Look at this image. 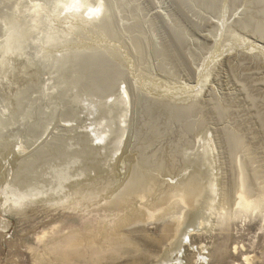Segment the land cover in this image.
<instances>
[{
    "label": "rangeland",
    "instance_id": "rangeland-1",
    "mask_svg": "<svg viewBox=\"0 0 264 264\" xmlns=\"http://www.w3.org/2000/svg\"><path fill=\"white\" fill-rule=\"evenodd\" d=\"M177 1L198 27L181 20L184 14L176 12ZM181 1L105 0L115 18L111 21L123 34L122 39L113 37L109 46L87 20L76 29V22L66 24L52 10L48 12L50 8L39 17L32 13L31 26L21 32V51L26 56L21 62L26 60L32 70L19 73L20 77L29 73V78L19 79L22 82L17 78L6 82L17 112L11 123L0 122V145L10 144V152L0 156V264H130L134 260L140 264H264V0H225L216 11L197 0ZM134 21L141 24L138 39L126 29ZM177 31L184 41L180 48L172 43ZM167 43L172 44L168 53L156 56L155 48L167 49ZM136 45L143 46L144 57H139ZM98 54H105L108 63L114 62L124 72L112 91L93 86L97 62L103 59ZM124 88L129 91L128 102L119 94ZM137 93L151 105L193 107L191 126L167 119L173 115L162 113L163 107L154 109L153 117L142 115L143 107L135 104ZM230 133L241 137L243 147L231 149ZM144 159L153 163L151 173L157 183H153L155 194L144 200L150 202L145 219L124 226L121 243L111 242L118 237L99 239L98 214L104 213L100 208L104 210L113 192L124 188ZM196 173L204 187L198 200L191 206L175 200L156 210L157 194ZM25 174L30 183L24 198L7 194L20 189L17 184ZM243 176L248 198L254 201L249 209L237 201ZM5 197L8 200L2 202ZM139 198L134 199L135 206ZM190 225L195 229L178 248ZM99 248L104 250L93 255Z\"/></svg>",
    "mask_w": 264,
    "mask_h": 264
},
{
    "label": "bare ground",
    "instance_id": "bare-ground-1",
    "mask_svg": "<svg viewBox=\"0 0 264 264\" xmlns=\"http://www.w3.org/2000/svg\"><path fill=\"white\" fill-rule=\"evenodd\" d=\"M41 1L43 0H38L39 3L42 4V6L44 8H50L48 10L51 11V7H47L48 4L46 3L48 1V3H51L53 0H44V2L42 3ZM121 1V0H120ZM124 1V0H123ZM181 1V0H180ZM185 1V0H184ZM196 1V0H195ZM198 4L201 5V6H204V7H207V8H214L215 10L213 11H216V8L219 7L220 4L223 3H226L225 0H197ZM262 1V0H261ZM34 2H37V0H0V104H2V106L0 105V122L2 125L4 124H9L12 122V120H14V116L16 114L15 110H17V108L15 110H13V100H12V96L10 95V92L9 90L7 89H11L9 85H7L6 82H11V81H16V78L19 80L20 78L22 77H26V78H29L28 74L29 73H25L24 76H21L20 77V72H25V71H28L30 72L32 70V66L25 60V63H22V57H26L22 54V51H21V43L24 42L23 40V37H21V32L23 31V28L25 27V30L27 29L26 28V25L28 24L29 26H31L29 23L32 22V18H33V14L31 13L30 9L32 7V4ZM86 2L88 3H92V4H95L96 0H86ZM182 2V1H181ZM188 2V0H187ZM53 3V2H52ZM51 3V4H52ZM56 3V1H54L53 5ZM106 3V2H105ZM122 3V2H121ZM129 3V2H128ZM169 3H170V0H169ZM168 3V4H169ZM177 6L175 7V10L177 13L180 14V16H182V14H184L181 18V20L185 19L186 23L187 24H190L192 26H199V25H194V23H191L190 19H188L186 17V9L182 6V4L180 5V2L177 1ZM183 3V2H182ZM261 3V2H260ZM130 4V3H129ZM190 3H188L189 5ZM108 5V4H107ZM111 5V4H110ZM122 5V4H121ZM118 6V5H117ZM194 6V5H192ZM196 6V5H195ZM209 6V7H208ZM251 6V5H250ZM198 7V6H197ZM120 8V7H119ZM171 8V7H170ZM188 8V7H187ZM190 8V7H189ZM195 8V7H194ZM203 8V7H202ZM26 9H28L29 11H26ZM199 9V8H198ZM122 10V9H121ZM127 10V9H126ZM185 10V11H184ZM195 10V9H194ZM210 10V9H209ZM130 11V10H129ZM145 11V10H144ZM212 11V10H211ZM41 12H44L43 15L47 12V9L46 10H41ZM189 12V10H188ZM190 13V12H189ZM216 13V12H215ZM52 14V13H51ZM112 14V15H111ZM223 14V13H222ZM150 15V14H149ZM37 16V15H36ZM153 16V15H152ZM159 16V15H157ZM172 16V15H171ZM217 16V15H216ZM39 17V16H38ZM119 17V16H118ZM140 17V16H139ZM40 18H43L42 16ZM52 18V17H50ZM63 20L65 21L66 24H68L69 22L73 23V22H76V29H78L79 25H82L84 26L83 24V21H85L86 19H83L82 17L80 18H73V17H68V16H65V17H62ZM111 18L115 19L114 16H113V12H110L109 9H107V12L106 14L104 15V17L100 20V22H98L97 24L93 23V22H90L92 23V25H94V28H93V32H96L100 35V39L104 37V40L105 42H110L111 40H113V37H123V34L121 33L122 30H118L116 29L115 27V24L113 23V20L111 21ZM250 18V17H249ZM139 19V18H138ZM171 19V18H170ZM32 20V21H31ZM39 20V19H38ZM42 20V19H41ZM40 20V21H41ZM43 20H47L45 18H43ZM211 20V19H210ZM255 20V19H254ZM35 21V20H34ZM44 21V22H45ZM51 21V20H50ZM61 21V20H60ZM63 21V23H64ZM138 21V20H137ZM137 21H134L132 26L129 27V28H126L127 29V32L128 31H131L134 33V36H132L133 38L136 36L137 39L138 38H141V35H140V32H141V24H137ZM155 21V20H153ZM158 21V20H157ZM161 21V20H160ZM172 21V20H171ZM246 20H244L245 22ZM248 21L250 22V20L248 19ZM247 21V23H248ZM252 21V20H251ZM257 21V20H256ZM39 22V21H38ZM124 22V21H123ZM127 22V21H126ZM173 22V21H172ZM255 22V21H254ZM259 22V21H258ZM85 23V22H84ZM87 23V22H86ZM163 23V22H162ZM177 23V22H176ZM263 23V22H262ZM38 24V23H37ZM41 24V22H40ZM39 24V25H40ZM128 24V23H127ZM131 24V23H129ZM173 24V23H172ZM252 22L249 24L251 25ZM255 24V23H254ZM264 24V23H263ZM42 25V24H41ZM44 25V23H43ZM42 25V26H43ZM170 25V24H169ZM246 25V23H245ZM248 25V26H249ZM50 26V25H49ZM56 26V25H55ZM67 26V25H66ZM177 26V25H176ZM48 27V25H47ZM58 27V26H57ZM62 27V26H60ZM72 27V26H71ZM88 27V26H87ZM121 27V25H120ZM171 27V26H169ZM179 27V26H178ZM257 27V26H256ZM263 27V25L261 26ZM261 27L259 28L261 30ZM29 28V27H28ZM36 28V26H35ZM38 28V27H37ZM36 28V29H37ZM40 28V27H39ZM44 28V26H43ZM42 28V30H44ZM51 28V27H49ZM83 28V27H82ZM143 28V27H142ZM161 28V27H160ZM174 28V27H173ZM177 28V27H176ZM264 28V27H263ZM54 29V28H53ZM75 29V30H76ZM162 29V28H161ZM170 29V28H169ZM168 29V30H169ZM39 30V29H38ZM60 30V29H59ZM84 30V29H83ZM144 30V29H143ZM31 31V30H30ZM41 31V30H40ZM45 31V30H44ZM56 31V30H55ZM170 31V30H169ZM181 31V30H180ZM33 32V31H32ZM30 32V33H32ZM35 32V31H34ZM39 32V31H38ZM66 32V31H65ZM149 32V31H148ZM173 32V31H172ZM183 32V31H182ZM45 33V32H43ZM47 33V32H46ZM124 33V32H123ZM129 33V32H128ZM137 35H136V34ZM143 33V32H142ZM178 33V31H177ZM29 34V33H28ZM40 34V33H39ZM146 34V33H145ZM176 34V33H175ZM174 34V35H175ZM30 35V34H29ZM46 35V34H44ZM86 35V34H85ZM171 35V34H170ZM32 36V34H31ZM34 36V35H33ZM42 36V35H41ZM57 36V35H56ZM127 36V35H126ZM45 37V36H44ZM76 37V36H75ZM98 37V35H97ZM176 39L175 40H172V43L173 44H176L177 47L180 48V46H182L183 42L182 41V36L176 34L175 35ZM26 38V37H25ZM28 38V37H27ZM26 38V39H27ZM32 38V37H31ZM42 39V37H40ZM36 39V38H35ZM38 39V38H37ZM124 39V38H123ZM135 39V38H134ZM186 39V38H185ZM23 40V41H22ZM30 40V37L29 39ZM82 40V39H81ZM116 40V39H115ZM142 40V39H141ZM34 41V40H33ZM40 41V39H39ZM101 41L98 39V42ZM128 41V40H127ZM28 42V41H27ZM45 42V41H43ZM42 42V43H43ZM141 42V41H140ZM171 42V41H170ZM26 43V42H25ZM29 43V42H28ZM30 43H31V40H30ZM36 43H38L36 41ZM101 43V42H100ZM106 43V44H107ZM116 43V42H115ZM120 43V42H119ZM35 44V43H34ZM104 44V43H103ZM112 44V43H111ZM110 44V45H111ZM134 44V42H133ZM25 45V44H24ZM102 45V43H101ZM139 45V44H138ZM172 44L171 43H167V49L166 48H155L156 50L154 51L155 52V55L156 56H161L164 55L167 50H169L170 46ZM27 46V45H25ZM32 46V45H31ZM45 46V45H43ZM47 46V44H46ZM79 46V45H78ZM91 46V45H90ZM104 46V45H103ZM107 46V45H106ZM108 46H109V43H108ZM98 47V45H97ZM100 47V46H99ZM102 47V46H101ZM114 47V45H113ZM112 47V48H113ZM26 48V47H25ZM90 48V47H89ZM9 49H11V51H9ZM28 49V48H26ZM34 49V48H33ZM38 49V48H36ZM39 49H40V46H39ZM44 49V48H43ZM82 49V48H81ZM80 49V50H81ZM99 49V48H98ZM146 49V48H144ZM96 50V49H95ZM114 50V48H113ZM136 50L138 51V54L140 55L139 57H144L145 55L143 54L144 53V50H143V46L140 45V46H137L136 45ZM31 51V50H30ZM37 51V50H36ZM39 51V50H38ZM37 51V52H38ZM42 51V49H41ZM97 51V50H96ZM100 52V49L98 50ZM176 51V50H175ZM44 52V51H43ZM51 52V51H50ZM49 52V53H50ZM77 52V51H76ZM116 52V51H114ZM173 52V51H172ZM29 53V52H28ZM39 53V52H38ZM48 53V52H47ZM79 53V51H78ZM101 53V52H100ZM108 53H111V50L108 51ZM168 53V52H167ZM166 53V54H167ZM77 53L73 54V55H76ZM80 54V53H79ZM114 54V53H113ZM112 54V55H113ZM154 54V53H153ZM31 55V54H30ZM45 55V54H44ZM43 55V56H44ZM72 55V54H71ZM116 55V54H115ZM121 55V53H120ZM175 55V54H174ZM39 56V55H38ZM42 56V57H43ZM49 56V55H48ZM77 56V55H76ZM79 56V55H78ZM84 56V55H83ZM94 56V55H93ZM169 56V55H168ZM177 56V55H176ZM180 56V55H179ZM30 57V56H29ZM35 57V56H34ZM40 57V56H39ZM60 57V56H59ZM97 57H102L103 59L102 60H98L97 62V69H96V77H95V84H93V86L95 88H97V90H100L101 91H112V88H114V84H115V88H116V85L118 86V83L120 80H122V77L124 76V72L121 73V69L120 68H117L115 65H113L114 62H112V64H110V62L108 63L107 62V59L104 58L106 57L105 54H101V55H97ZM96 57V58H97ZM108 57V56H107ZM117 57V56H115ZM171 57V56H170ZM68 59V57H66ZM70 58V57H69ZM75 58V56L73 57ZM89 58V57H88ZM26 59V58H25ZM101 59V58H100ZM104 59H106V61H104ZM110 59V58H109ZM164 59V58H163ZM37 60V59H35ZM66 60V59H65ZM71 60V59H70ZM80 60V59H79ZM78 60V61H79ZM93 60V59H92ZM114 60V59H113ZM112 60V61H113ZM120 60V59H119ZM166 60V59H165ZM22 61V62H21ZM67 61V60H66ZM65 61V62H66ZM103 61V62H101ZM168 61V60H167ZM174 61V60H173ZM60 62V61H59ZM117 62V61H116ZM162 62L164 63V60H162ZM22 63V64H21ZM76 63V61L74 62ZM81 63V62H80ZM41 64V63H40ZM55 64V63H54ZM85 64V63H84ZM116 64V63H115ZM63 65V63H62ZM74 65V64H73ZM71 65V66H73ZM90 65V64H89ZM132 65V64H131ZM39 66V64H38ZM70 66V65H69ZM177 66V65H176ZM29 69H27V68ZM80 67V66H79ZM92 67V66H91ZM124 67V66H123ZM23 68H25L26 70H23ZM39 68V67H38ZM60 68V67H59ZM73 68V67H72ZM86 68V67H85ZM93 69V68H92ZM36 70V69H35ZM44 70V69H43ZM70 70V69H69ZM72 70V69H71ZM95 70V68H94ZM140 70V69H139ZM168 70V68H167ZM166 71V70H165ZM82 72V71H81ZM144 72V71H143ZM158 72V71H157ZM168 72V71H167ZM33 73L35 74V71H33ZM37 73V72H36ZM39 73V72H38ZM37 73V75H38ZM80 73V72H78ZM22 74V73H21ZM83 74V73H82ZM32 75V74H30ZM41 75V74H40ZM85 76V75H84ZM95 76V75H94ZM171 76V75H170ZM33 77V76H32ZM35 77L37 78V76L35 75ZM88 77V76H87ZM34 78V77H33ZM90 79V78H89ZM25 80V79H24ZM29 80V79H28ZM36 80V79H35ZM34 80V82H35ZM97 80V81H96ZM20 81V80H19ZM38 81V80H37ZM39 81H42L39 79ZM68 81V80H67ZM17 82V81H16ZM15 82V83H16ZM22 82V81H20ZM26 82V81H25ZM43 82V81H42ZM125 82V81H124ZM13 83V82H12ZM41 83V82H39ZM22 84V83H21ZM20 85V84H19ZM24 85V84H23ZM37 85V84H36ZM86 85V84H85ZM42 86V84H41ZM74 86V85H73ZM84 86V85H83ZM91 86V88L93 87ZM142 86V85H141ZM16 87V86H15ZM31 87V85H30ZM37 87V86H36ZM14 88V87H13ZM21 88V87H20ZM25 88V87H24ZM35 88V87H34ZM33 88V89H34ZM121 88V87H120ZM15 89V88H14ZM13 89V90H14ZM23 89V88H21ZM39 90V89H38ZM88 90V89H87ZM96 90V89H95ZM96 90V91H97ZM120 90V89H119ZM28 91V90H27ZM37 91V90H36ZM123 91V92H122ZM79 92V91H78ZM91 92V91H90ZM99 93V92H98ZM128 93L129 91L124 88V89H121L120 90V95L123 96V98L126 100L127 99V102H128ZM11 94H12V91H11ZM15 94V93H14ZM17 94V93H16ZM22 94V93H21ZM20 94V96H21ZM34 94V93H33ZM37 94V93H36ZM96 94V93H95ZM105 94V93H104ZM32 95V94H31ZM111 95V94H110ZM115 95V94H114ZM23 96V95H22ZM54 96V95H53ZM82 96V94H81ZM145 96V95H144ZM142 94L141 95H138V93L136 94V98H135V104L136 106H138L139 108L140 107H143L142 109H140V113H142V115L144 114L145 116H147V114L149 115V118L150 116L154 115V112L153 110L158 108V107H163L165 112H162V113H166V112H169V113H172L170 116V118H167L169 119L170 121L174 119L175 120H180L181 122L182 121H185L187 123V125L189 126V123L188 121L190 120V115L192 114L191 110L193 109V107H176V108H173L171 107L173 105V103L170 105L169 103L167 102H162V103H155L153 105H151V103H148V99L147 97L145 98ZM16 97V95H15ZM27 97V96H26ZM89 97V96H88ZM107 97V96H106ZM34 99V98H32ZM103 99V98H102ZM122 99V98H121ZM15 100V98H14ZM124 100V101H125ZM21 101V100H20ZM25 101V100H24ZM151 101V100H150ZM163 101V100H162ZM11 102V103H10ZM118 102V101H117ZM116 102V103H117ZM126 102V101H125ZM24 103V102H23ZM34 104V103H33ZM68 104V103H67ZM122 105V103H120ZM16 105V104H15ZM127 105V104H126ZM190 105V104H189ZM30 106V105H29ZM71 106V105H70ZM110 106V105H109ZM118 106V105H117ZM120 106V105H119ZM118 106V108H119ZM182 106V105H181ZM194 106V105H193ZM137 107V108H138ZM121 108V107H120ZM28 109V108H27ZM30 109V108H29ZM71 109V108H70ZM112 109V108H111ZM162 109V108H161ZM44 110V109H43ZM122 110V109H121ZM125 110V109H124ZM139 110V109H138ZM157 110V109H156ZM226 110V109H225ZM21 111V110H20ZM28 111V110H27ZM160 111V110H158ZM157 111V112H158ZM224 111V110H223ZM82 112V111H81ZM161 112V111H160ZM111 113V112H110ZM198 113V112H197ZM19 114V113H18ZM74 114V113H72ZM120 114V113H119ZM211 114V113H210ZM28 115V113H27ZM61 115V114H60ZM139 115V113H138ZM160 115V113H159ZM158 115V116H159ZM193 115V114H192ZM92 116V115H91ZM121 116V115H120ZM155 116V115H154ZM157 116V117H158ZM206 116V115H205ZM153 117V116H152ZM119 118V117H118ZM159 118V117H158ZM198 118V117H197ZM16 119V118H15ZM141 119V118H140ZM152 120V119H151ZM154 120V119H153ZM107 121V120H106ZM145 121V120H144ZM166 121V120H165ZM172 121V122H173ZM201 121V120H200ZM204 121V120H203ZM23 122V121H22ZM140 122V121H139ZM150 122V121H149ZM154 122V121H153ZM193 122V121H190V123ZM206 122V121H205ZM86 123V122H85ZM175 123V122H174ZM196 123V122H195ZM203 123V122H202ZM154 125L156 123H153ZM160 124V123H159ZM171 125V124H170ZM1 126V125H0ZM142 126V125H141ZM157 126V124H156ZM159 126V125H158ZM168 126V125H167ZM173 126V125H172ZM191 126V125H190ZM189 126V127H190ZM150 127V126H149ZM155 127V126H154ZM193 127V126H192ZM202 127V126H201ZM5 128V127H4ZM12 128V127H11ZM151 130L153 127H150ZM149 128V130H150ZM157 128V127H156ZM155 128V129H156ZM164 128V127H163ZM106 129V128H105ZM154 129V128H153ZM171 130V129H170ZM154 131V130H153ZM157 131V130H156ZM155 131V133H156ZM160 133H162L160 131V128L158 130ZM189 131V130H188ZM151 132V131H150ZM158 132V133H159ZM137 133V132H136ZM140 133V132H139ZM154 133V132H153ZM241 133V132H240ZM5 134V133H4ZM87 134V133H86ZM114 134V133H113ZM112 134V135H113ZM118 133H115V135H117ZM121 135V133H119ZM108 136V135H107ZM118 136V135H117ZM119 137V136H118ZM139 137V136H138ZM154 136H152L153 138ZM161 137V136H160ZM248 137V136H247ZM102 138V137H101ZM121 138V137H120ZM159 138V137H158ZM19 139V138H18ZM114 139V138H113ZM10 140V139H9ZM115 140V139H114ZM138 140V139H137ZM147 140V139H146ZM19 141V140H18ZM84 141V140H83ZM118 141V140H117ZM120 141V140H119ZM229 141H230V146H231V149L234 150V149H239L241 147H243V143H242V139L239 135H236L234 133H230L229 134ZM5 142V141H4ZM3 143V142H2ZM179 143V142H178ZM188 143V142H187ZM204 143V142H203ZM155 144V143H154ZM10 144H2L0 145V156L2 155L1 152H10L9 146ZM123 145V144H122ZM136 145V144H135ZM55 146V145H54ZM147 146V145H146ZM96 147V146H95ZM148 147V146H147ZM147 147L145 149H147ZM153 147V146H152ZM113 148V146H112ZM140 148V147H139ZM246 148V146H245ZM5 149V150H4ZM50 149V148H49ZM57 149V148H56ZM150 149V148H149ZM14 150V149H13ZM70 150V149H69ZM112 150V149H111ZM142 151V150H141ZM251 151V150H250ZM88 152V151H87ZM51 153V152H50ZM66 153V152H65ZM79 153V152H77ZM143 153V152H141ZM44 154V153H43ZM67 154H70V153H67ZM45 155V154H44ZM43 155V156H44ZM48 155V154H47ZM53 155V154H52ZM55 155V154H54ZM73 155V153H72ZM75 155V154H74ZM83 155V154H82ZM85 155V154H84ZM252 155V154H251ZM5 156V155H4ZM2 156V157H4ZM35 156V155H34ZM56 156V155H55ZM58 156V155H57ZM76 156V155H75ZM148 156V155H147ZM38 157V156H37ZM46 157V156H45ZM44 157V158H45ZM49 157V156H48ZM46 157V158H48ZM53 157V156H52ZM69 157V156H68ZM67 157V158H68ZM74 157V156H73ZM79 157V156H78ZM39 158V157H38ZM43 158V157H42ZM43 158V159H44ZM63 158V157H61ZM70 158V157H69ZM145 158V154H144V157ZM149 158V157H148ZM159 158V157H158ZM89 159V158H88ZM147 159V157H146ZM35 160V159H34ZM33 160V161H34ZM54 160V158H53ZM57 160V158H56ZM87 160V159H86ZM148 160V159H147ZM147 160H143L142 163L140 164V167L138 168L137 165L135 167H137V169H134L133 171V174L130 178V180L127 181L126 184H124V188L122 187V189L120 188L119 192L117 194H115L118 189L113 192V197L107 201V205L105 206V209L103 210L102 208H100L102 211L101 212H104V213H100L98 214L99 215V218H100V222H101V225H100V234H99V239H109L111 237H118L117 239H112L111 242H119L121 243V229L124 227V226H127V224L129 222H132L134 220H138V219H145V214H146V210L150 208V202L146 201L144 202L145 198H149L147 197V195L149 196L150 195H153V193L155 194L154 192V189L155 187L153 186V183L154 180L153 178V173H151V169L153 167V163L151 162H148ZM150 160V159H149ZM157 160V159H156ZM255 160V159H254ZM41 162V160H39ZM46 161V160H45ZM50 161V160H48ZM55 161V160H54ZM63 161V160H61ZM65 161V160H64ZM72 161H74L72 159ZM43 162V161H42ZM41 162V163H42ZM71 162V161H70ZM257 162V161H256ZM66 163V162H65ZM232 163V162H231ZM70 164V163H69ZM263 164V163H262ZM31 165V164H30ZM63 165V164H62ZM68 165V164H67ZM156 165H158L156 163ZM26 166V165H25ZM155 166V165H154ZM169 166V165H168ZM31 167V166H30ZM33 167V166H32ZM80 167V166H79ZM28 168V167H27ZM34 168V167H33ZM32 168V169H33ZM39 168V167H38ZM62 168V167H61ZM31 169V168H30ZM35 169V168H34ZM158 166H157V171H158ZM23 170V169H22ZM76 170V169H75ZM64 171V170H63ZM23 172V171H22ZM258 172V171H257ZM16 174V173H15ZM4 175V174H3ZM8 175V174H6ZM21 175V174H20ZM26 176H23V178H21L19 181L20 184L17 186L20 187V189L18 188V190H16L14 192V190L12 191H8L7 194H12V196L14 195V197L16 196V193H18L17 195H26L28 192H29V189H28V185L30 183V178L27 174H25ZM79 175V174H78ZM69 176V175H68ZM67 176V177H68ZM95 176V175H94ZM156 176V175H155ZM189 176V175H188ZM256 176V175H255ZM259 176V175H258ZM8 177V176H6ZM4 177V178H6ZM15 177V176H14ZM14 177H13V180H14ZM70 177V176H69ZM247 177V176H246ZM58 178V177H57ZM60 178V177H59ZM117 178V177H116ZM65 179V178H64ZM67 179V178H66ZM203 178H200L199 177V173H196V174H193V176L187 180H183V181H180L179 183H177L176 185H172L170 186L169 188L165 189L164 191H162L160 194H157L156 198H154L153 202H154V205L156 207V210L159 211L161 210L165 205H168L170 203H173V202H176L175 200H180L182 201L183 203L191 206V202H193L196 197H198L199 195H201L204 191V187H203V184L201 182ZM8 180V179H7ZM156 180V179H155ZM248 180V179H247ZM94 181V180H93ZM157 181V180H156ZM8 182V181H7ZM12 181H10L11 183ZM240 184H239V190L237 191V201H238V204H241L243 206H245V208H251L254 204V201L250 200L248 198V191L246 190L245 188V184H246V181L244 179V176L243 178H240ZM1 183V182H0ZM9 183V182H8ZM82 183V182H81ZM4 184V183H3ZM49 184V183H48ZM93 184V183H92ZM157 184V183H155ZM154 184V185H155ZM159 184V182H158ZM16 185V183H15ZM35 185V184H34ZM40 185V184H39ZM55 185V184H54ZM87 185V184H86ZM90 185V184H89ZM14 186V185H13ZM31 186V185H30ZM38 186V185H37ZM263 186V185H262ZM12 187V186H11ZM62 187V186H61ZM68 187V186H67ZM94 187V185H93ZM153 187V188H152ZM13 188V187H12ZM16 189V187H14ZM87 188V187H85ZM115 188V187H114ZM3 189V185L1 186L0 184V192L1 190ZM98 189V188H97ZM43 190V189H42ZM114 190V189H113ZM46 191V190H45ZM44 191V192H45ZM88 191V190H87ZM90 191V190H89ZM20 192V193H19ZM78 192V191H77ZM80 192V191H79ZM96 193V192H95ZM100 193V192H99ZM3 194V193H2ZM41 194V193H40ZM43 194V193H42ZM229 194V193H228ZM112 195V194H111ZM71 196V195H69ZM102 196V195H101ZM202 196V195H201ZM250 196V195H249ZM9 197V196H8ZM8 197L4 198L2 200V202H4V200H8ZM136 197H140V204L138 206H135V201L134 199ZM151 197V196H150ZM12 197H9V199H11ZM21 198V197H20ZM24 198V196H23ZM42 199V198H41ZM52 199V198H51ZM54 199V198H53ZM58 199V198H57ZM73 199V198H72ZM88 199V198H87ZM138 199V198H137ZM61 200V199H60ZM198 200V199H196ZM225 200V199H224ZM150 201V200H149ZM61 202V201H60ZM73 202V201H72ZM197 202V201H196ZM206 202V201H205ZM69 204V203H68ZM237 204V205H238ZM137 205V204H136ZM207 205V204H206ZM142 206V208L140 207ZM140 207V208H139ZM214 208V207H213ZM254 208V207H253ZM98 209V210H100ZM153 210V208H152ZM155 210V209H154ZM163 210V209H162ZM161 210V211H162ZM233 211V210H232ZM100 212V211H99ZM148 213V211H147ZM149 213H152L151 210ZM157 214V212H156ZM155 214V215H156ZM151 215V214H150ZM153 216V215H151ZM156 217V216H155ZM154 217V218H155ZM106 222V224H104ZM201 226V225H200ZM200 226H197L196 229L199 230L200 229ZM193 226H188L184 231H183V234L181 235L182 237L179 238V242L177 243V246L178 248L181 246L182 244V241H184V239L188 237L189 233L194 230L193 228H191ZM195 227V226H194ZM181 240V241H180ZM98 250H104V249H96V250H93L91 253L93 255H95V253L98 251ZM181 250V249H180ZM63 251V250H62ZM73 251V250H72ZM101 253V252H100ZM99 253V254H100ZM82 253L79 254V256H81ZM98 255V254H96ZM91 256V255H90ZM168 256V255H167ZM69 257V256H68ZM77 257V256H76ZM83 257V256H81ZM118 257V256H117ZM57 258V257H56ZM98 258V257H97ZM63 259V258H62ZM69 259V258H68ZM118 259V258H117ZM120 259V257H119ZM165 259V258H164ZM92 260V259H91ZM94 260V258H93ZM131 260V259H130ZM140 260V259H139ZM56 261V260H55ZM79 261V260H78ZM85 261V258L84 260ZM95 261V260H94ZM126 262V261H125ZM88 263V262H87ZM91 263V262H90ZM142 263V262H141ZM161 263V262H160ZM166 263V262H165ZM130 264H140L138 261H133L132 263ZM144 264V262H143ZM168 264V263H166Z\"/></svg>",
    "mask_w": 264,
    "mask_h": 264
},
{
    "label": "clouds",
    "instance_id": "clouds-1",
    "mask_svg": "<svg viewBox=\"0 0 264 264\" xmlns=\"http://www.w3.org/2000/svg\"><path fill=\"white\" fill-rule=\"evenodd\" d=\"M42 8V4L37 0V2L32 4L30 11L38 16ZM43 10H46V8H43ZM26 11L29 10L26 9ZM106 12L107 8L105 0H96L95 4L88 3L86 0H57V2L52 6L53 16H68L73 18L82 17L88 22H99L104 17ZM9 51H11V49H9Z\"/></svg>",
    "mask_w": 264,
    "mask_h": 264
}]
</instances>
